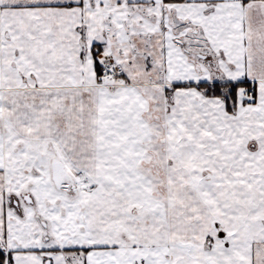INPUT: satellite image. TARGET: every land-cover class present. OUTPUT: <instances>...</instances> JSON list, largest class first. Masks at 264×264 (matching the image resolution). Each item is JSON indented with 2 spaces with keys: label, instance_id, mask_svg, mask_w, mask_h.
Wrapping results in <instances>:
<instances>
[{
  "label": "snow or ice",
  "instance_id": "1",
  "mask_svg": "<svg viewBox=\"0 0 264 264\" xmlns=\"http://www.w3.org/2000/svg\"><path fill=\"white\" fill-rule=\"evenodd\" d=\"M0 264H264V0H0Z\"/></svg>",
  "mask_w": 264,
  "mask_h": 264
}]
</instances>
